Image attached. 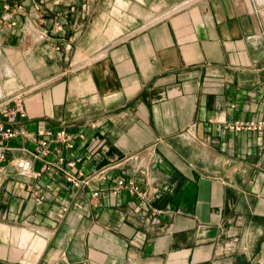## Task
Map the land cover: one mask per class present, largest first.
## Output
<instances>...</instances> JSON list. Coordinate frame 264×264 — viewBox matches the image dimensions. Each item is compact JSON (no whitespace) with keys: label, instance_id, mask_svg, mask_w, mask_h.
Segmentation results:
<instances>
[{"label":"crops","instance_id":"crops-1","mask_svg":"<svg viewBox=\"0 0 264 264\" xmlns=\"http://www.w3.org/2000/svg\"><path fill=\"white\" fill-rule=\"evenodd\" d=\"M183 1L0 0V99L107 167L77 190L10 141L0 264H264V132L226 127L264 118V0Z\"/></svg>","mask_w":264,"mask_h":264},{"label":"built area","instance_id":"built-area-1","mask_svg":"<svg viewBox=\"0 0 264 264\" xmlns=\"http://www.w3.org/2000/svg\"><path fill=\"white\" fill-rule=\"evenodd\" d=\"M199 1L201 0H184L179 7H186ZM57 28L61 30L62 24L59 23ZM27 93V90H20L0 99V161H4L7 152L13 149L9 142L22 138L34 142L33 146H23L22 150L29 153L34 159L41 161V170L37 175L45 171H52L62 176L67 183L77 190L89 185L92 179H105L107 167L96 168L90 174H85L79 168V164L85 160V154L76 151V148L77 140L85 139L83 132L74 134L64 127L59 129L44 127L33 133L23 125H18L27 118L28 112L25 101ZM226 127L235 131L264 132V118L250 121H230ZM19 166L24 171L30 168L29 162H20ZM124 188L137 195L144 209L149 211L150 202L153 199L149 192H142L132 181L119 177L116 179V185L112 188V193L117 195ZM155 192L157 193L158 190L156 189ZM33 193L37 204L43 203L44 196L40 191L34 190ZM99 194L101 191L97 189L93 196H99ZM152 211L153 214L160 213V210L156 208H153Z\"/></svg>","mask_w":264,"mask_h":264},{"label":"rangeland","instance_id":"rangeland-1","mask_svg":"<svg viewBox=\"0 0 264 264\" xmlns=\"http://www.w3.org/2000/svg\"><path fill=\"white\" fill-rule=\"evenodd\" d=\"M162 15H151V16H147L148 20L149 21H153L155 19H158L159 17H161ZM123 18H125L123 21H129L131 22V17L130 16H124ZM115 27V26H114ZM130 33V32H128Z\"/></svg>","mask_w":264,"mask_h":264}]
</instances>
